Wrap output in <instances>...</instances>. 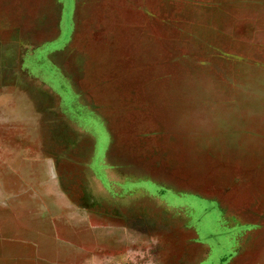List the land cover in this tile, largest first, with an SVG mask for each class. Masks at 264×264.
Listing matches in <instances>:
<instances>
[{"label":"rangeland","instance_id":"rangeland-1","mask_svg":"<svg viewBox=\"0 0 264 264\" xmlns=\"http://www.w3.org/2000/svg\"><path fill=\"white\" fill-rule=\"evenodd\" d=\"M0 227L49 264H264V0H0Z\"/></svg>","mask_w":264,"mask_h":264},{"label":"crops","instance_id":"crops-1","mask_svg":"<svg viewBox=\"0 0 264 264\" xmlns=\"http://www.w3.org/2000/svg\"><path fill=\"white\" fill-rule=\"evenodd\" d=\"M34 233V239L23 241L19 238H6L4 230L0 227V264H49L48 257L43 253L44 231L40 228H29ZM6 239V242H5ZM9 245L10 248H6ZM19 250H30L32 253L19 254ZM10 249L14 251H10Z\"/></svg>","mask_w":264,"mask_h":264}]
</instances>
